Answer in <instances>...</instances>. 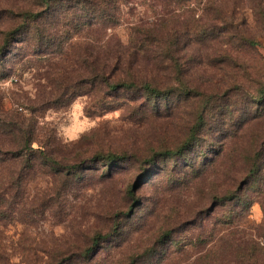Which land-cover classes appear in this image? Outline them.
Instances as JSON below:
<instances>
[{
	"label": "rangeland",
	"instance_id": "rangeland-1",
	"mask_svg": "<svg viewBox=\"0 0 264 264\" xmlns=\"http://www.w3.org/2000/svg\"><path fill=\"white\" fill-rule=\"evenodd\" d=\"M108 2L115 13L114 23L104 26L98 21L89 27L83 25L82 14L51 17L41 22L48 37L46 48L36 51L30 44L19 50L21 44L15 43L8 57L0 60V124L13 112L19 114L26 121L25 129L28 125L35 129V147L44 142L46 150L65 164L77 162L78 157L91 160L100 152L140 153L158 136L174 137L178 121L170 118L152 123L123 109L87 114L95 110L87 97H79L71 105L55 103L52 109L31 112V107L49 96L53 76L79 69L77 57L87 48L106 51L113 38L127 44L134 27H157L173 16L187 24L207 22L203 3L179 8L163 0ZM226 6L227 13H232L230 3ZM254 7L255 2L248 0L245 15L249 27L264 36L258 30ZM29 8L35 13L42 10H36L32 0H0V47L4 33L20 24L8 12ZM197 48L205 55L218 44ZM258 55L255 65L264 71V38ZM204 63L195 66L203 77L197 75L193 80L209 87L222 71ZM146 64L140 62L142 71L151 69ZM11 150V141L0 129V156L6 158ZM233 161L234 157L219 161L200 178L180 183L165 176L166 167L160 163L143 184H137L140 169L127 163L113 167V177L107 179L101 177L108 169L105 164L93 162L82 171L81 179L70 182L38 161H33L32 169H24L21 162H0V210L8 216L0 221V264H264L261 203H255L232 225L224 221L222 208L214 214L210 211L213 194L226 191L233 179L241 177L233 169ZM168 165L171 168L173 163ZM19 171L23 182L16 186L7 179ZM133 187L142 204L134 210L125 234L97 253H89L87 258L92 260L83 258L95 234L109 233L112 217L134 206L128 196ZM166 233L169 236L162 239Z\"/></svg>",
	"mask_w": 264,
	"mask_h": 264
},
{
	"label": "trees",
	"instance_id": "trees-1",
	"mask_svg": "<svg viewBox=\"0 0 264 264\" xmlns=\"http://www.w3.org/2000/svg\"><path fill=\"white\" fill-rule=\"evenodd\" d=\"M32 1L36 10H42L38 13L31 8L18 13L8 12V16L20 24L15 22L18 27L4 33L1 61L8 57L15 43L21 44L19 50L30 44L36 51L46 48L48 37L41 22L51 17L60 18L65 13L72 16L82 14L83 25L89 27L98 21L104 26L115 22V13L108 0ZM163 1L179 8L203 3L207 22L187 24L173 16L162 20L157 27H134L127 44L113 38L107 43L106 51L97 53L94 48H87L77 57L81 67L70 74L65 71L57 78L53 76L49 96L31 107V112L52 109L55 103L71 105L77 98L87 97L95 108L94 112L87 114L123 109L152 123L176 119L178 131L174 137L158 136L157 141L140 153L100 152L91 160L78 157L77 162L65 164L46 150L44 142L36 148L35 129L29 125L25 129L26 121L13 112L0 124V129L12 143L11 153L6 154V158L0 156V162H21L24 169H32L35 167L33 161H38L70 182L81 179L82 171L93 162L105 164L108 169L101 177L107 179L113 177V167L127 163L140 169L137 184H143L145 177H150L160 163L166 167L165 176L180 183L198 179L219 161L234 157L233 169L241 177L233 179L226 191L218 190L213 194V208L210 209L214 214L222 208L224 221L232 225L255 203H261L264 210V71L255 65L260 39L264 36L249 27L245 15L248 0ZM250 1L255 2L257 27L264 34V0ZM227 3H230V14L227 13ZM211 42L218 44L211 53L201 55L199 48L196 49L198 45L203 48ZM92 45L88 42V46ZM140 62H146L151 69L142 71ZM204 62L222 71L220 78L209 87L193 80L197 75L203 77L195 66ZM170 163H173L171 168ZM7 180L21 186L23 172H13ZM135 191L134 187L128 191L134 206L127 213L112 217L113 227L109 233L95 234L91 248L84 252L83 258L112 245L125 234L134 210L142 204ZM249 192L254 196L251 197ZM2 206L0 201V209ZM228 208L233 209L225 212ZM7 217L0 210V221H6ZM262 231L264 237V225ZM168 236L166 233L162 239Z\"/></svg>",
	"mask_w": 264,
	"mask_h": 264
}]
</instances>
